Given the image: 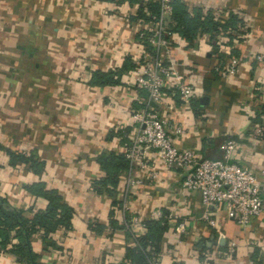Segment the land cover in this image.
<instances>
[{
	"label": "crops",
	"instance_id": "obj_1",
	"mask_svg": "<svg viewBox=\"0 0 264 264\" xmlns=\"http://www.w3.org/2000/svg\"><path fill=\"white\" fill-rule=\"evenodd\" d=\"M148 1L153 0H0V79L7 76L6 84H13L10 79L20 71L14 68L17 51L16 58L39 60L33 63L36 72L22 69L20 73L52 76L47 85L55 93L45 106L50 113L44 111L38 120L25 117L29 120L25 125L18 123L11 109L14 98L2 103L7 122L4 128L0 120V200L30 219L45 208L46 201L25 188L42 182L56 189L72 209L70 228L50 234L53 245L43 244L41 231L30 237L38 264H116L124 259L125 248L133 246L130 234H145L147 220L164 222L158 264H250L252 260L264 264V211L239 226L221 209L209 210L217 229L208 227L200 219L204 208L198 193L182 192L179 172L163 168L152 152L147 163L152 178L133 169L118 174L112 194L105 191L111 189L109 185L105 189L98 185L104 174L97 155H122V144L133 127L129 115L145 100L134 77L142 52L151 54L152 49L146 37L154 20L136 17ZM182 1L189 10L209 12L220 26L230 15L235 24L215 35L213 52L207 34L191 44L171 34L169 61L194 95L185 106L176 93L165 89L154 111L168 125L183 130L181 136L171 134L174 145L192 150L199 158L221 160L226 140L240 144L236 163L254 172L264 202V138L251 137L252 126L264 124V63L257 60L264 59V0ZM35 42L40 50L31 54L26 44ZM230 49L238 60L232 74L226 72ZM126 57L134 68L121 74L118 85H88L92 72L116 70ZM202 97L205 103L199 101ZM3 149L34 155L42 162L41 171L34 174L17 161L11 166ZM128 178L137 183L129 184ZM110 211L118 225H124L129 215L139 224L132 232L112 229ZM176 222L184 223L182 233L175 232ZM96 224L103 227L99 233L90 229ZM15 242L12 238L10 244ZM0 264L24 263L5 247Z\"/></svg>",
	"mask_w": 264,
	"mask_h": 264
},
{
	"label": "built area",
	"instance_id": "obj_2",
	"mask_svg": "<svg viewBox=\"0 0 264 264\" xmlns=\"http://www.w3.org/2000/svg\"><path fill=\"white\" fill-rule=\"evenodd\" d=\"M157 1L158 15L150 35L146 37L147 44L152 48L151 54L142 52L141 64L134 77L135 86L144 92L145 100L142 108L129 115L133 127L127 141L122 144V155L127 161L128 171L138 169L152 178L153 172L147 164L152 152L163 168L179 172L182 192L198 193L200 204L204 208L200 219L208 227L217 229L211 211L217 212L220 209L228 220L245 226L263 213L264 202L254 172L236 163L242 146L235 141L226 140L221 146V160L199 158L192 150L174 145L171 134L181 136L183 130L175 124L168 125L154 111L153 106L162 102V91L165 89L172 94L176 93L185 106L194 95L192 87L173 69V64L169 61L171 0ZM257 60L260 61L261 57H257ZM237 63L236 58H230L226 72L234 73ZM251 137L255 140L264 138V124H254ZM127 182L133 185L137 180L128 178ZM159 215V212L154 213L155 217ZM167 218L172 217L169 214ZM138 224L139 220L134 215H129L124 221L130 232ZM174 228L176 233H182L184 223L176 222ZM149 264L158 262L150 261Z\"/></svg>",
	"mask_w": 264,
	"mask_h": 264
},
{
	"label": "trees",
	"instance_id": "obj_3",
	"mask_svg": "<svg viewBox=\"0 0 264 264\" xmlns=\"http://www.w3.org/2000/svg\"><path fill=\"white\" fill-rule=\"evenodd\" d=\"M171 8L170 33L177 34L189 44L197 36L207 34L212 52L216 49L215 35L233 28L235 24V18L230 15L228 21L220 26L216 24L209 12L203 13L199 8L189 10L182 0H171ZM158 10L159 4L157 0L148 1L144 6L139 8L136 17L144 21H153L158 15ZM229 54L233 58L236 55L235 50L230 49ZM133 68L134 64L131 63L129 57H126L116 70L92 72L87 83L90 86L96 87L118 85L121 74ZM261 110H264V106L261 107ZM3 151L8 156L11 166L16 161L27 164L34 174H38L42 169V162L37 161L32 154L25 157L22 154L13 153L7 149H3ZM96 163L104 174L98 185L103 189H105L106 185H109L111 189H105V191L112 194L117 183L118 174L128 170L127 161L120 154L100 153L96 157ZM25 189L33 196L44 199L46 201L45 208L36 211L30 219H27L19 211L6 206L4 200H0V249L8 247L9 252L13 253L24 264H38L36 262L37 256L32 252L30 247V237L41 231L43 244L53 245L50 234L57 229L68 230L73 211L63 202L62 197L56 189L46 188L42 182L33 183ZM100 189L97 192L100 193ZM163 223L160 220L144 221L145 234L137 237L130 234L133 246L125 248L124 259L116 264H149L150 261H155L159 237L165 229ZM109 226L112 229L120 228L129 232L125 225L116 224V221L112 218L111 211L109 212ZM102 228V226L97 224L94 227H90L95 233H99ZM12 238L16 239L17 242L10 244ZM252 264L261 263H254L252 260Z\"/></svg>",
	"mask_w": 264,
	"mask_h": 264
},
{
	"label": "rangeland",
	"instance_id": "obj_4",
	"mask_svg": "<svg viewBox=\"0 0 264 264\" xmlns=\"http://www.w3.org/2000/svg\"><path fill=\"white\" fill-rule=\"evenodd\" d=\"M38 44L39 42L28 43L26 44V48L30 50L29 52L31 54H38L40 50L39 47H38L39 50L37 49ZM45 49L50 50L51 47L47 46V48ZM16 53L18 54L17 51ZM16 53H15V60L17 61V63L14 68H17L20 71L15 72V74H13V77L10 80L12 82L13 79V84H14V85L12 84L13 87L17 84V89L13 88L12 85L9 87L6 84L7 76H2V78L0 79L2 81V83L0 82L1 83L0 87L4 89H0V107L2 103L10 101L8 98L11 99L14 98L16 104L14 103V107H11V109L15 111V117L17 118V120H19L18 123L25 125L27 124L25 123V121L29 122L28 118L26 119L25 117H30L31 120L34 119L38 120V117L42 116L44 111L50 113L48 109L45 110V106H49V104L54 100L55 93L53 92V90L50 91L49 86L47 85V83L51 82L50 80L52 76L50 75L44 76L37 74L24 75L20 73L22 69L27 70V72L29 73L36 72L35 68L33 67L34 66L33 63L35 60L37 62L39 60L35 58L33 59L34 61L30 62L25 56L16 58L17 56ZM260 62L264 63V59H262V57ZM14 90L17 91L16 98H15ZM8 93L10 95H8ZM63 93L65 94V92ZM11 94H14V96L12 97ZM0 113L2 114V115L0 114V120L4 124V128H5L7 122L6 121L7 113L4 110H0Z\"/></svg>",
	"mask_w": 264,
	"mask_h": 264
},
{
	"label": "water",
	"instance_id": "obj_5",
	"mask_svg": "<svg viewBox=\"0 0 264 264\" xmlns=\"http://www.w3.org/2000/svg\"><path fill=\"white\" fill-rule=\"evenodd\" d=\"M199 101L205 103L206 102V98L205 97H202V98H200Z\"/></svg>",
	"mask_w": 264,
	"mask_h": 264
}]
</instances>
